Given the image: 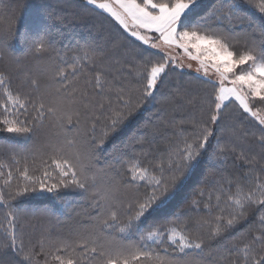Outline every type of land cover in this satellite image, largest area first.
Instances as JSON below:
<instances>
[{
	"label": "snow or ice",
	"instance_id": "obj_1",
	"mask_svg": "<svg viewBox=\"0 0 264 264\" xmlns=\"http://www.w3.org/2000/svg\"><path fill=\"white\" fill-rule=\"evenodd\" d=\"M83 6L118 26L112 47L126 48L124 56L132 61L106 57L89 46L67 67L55 62L38 66L49 74L50 83L43 91L40 80L15 57L13 42L19 36L37 59L49 54L53 30L59 31L66 23L64 15L49 0H36L22 5L33 10L34 29L20 33L11 24L0 25V59L14 60L17 72L35 93L13 90L11 77L0 72V133L7 134L3 139L14 151L19 146L11 163L0 162V210H4L0 238L7 241L0 245V264H41L38 256L44 257L42 264H209L205 250L211 242L224 238L250 213H259L254 221L258 227L226 250L236 257L231 264H264V22L257 23L245 11L246 6L252 7L264 17V0H219V7L208 12L205 0H83ZM234 19L247 20L248 27L259 33V46L245 41L237 47ZM192 62L195 79L205 86L203 95L193 97L177 86L157 101L162 119L147 143L154 145L159 138L164 141L163 150L142 147L135 156L115 157L109 165L115 176L105 174L104 186L98 185L87 134L91 132L94 140L97 125L103 121L97 147L102 146L144 105L156 100L171 74L177 70L183 74L185 68H193ZM85 69H95V74L74 83ZM186 106H198V114H188ZM46 117L59 131L48 142L47 151L37 157L22 145L44 127ZM245 121L257 126L261 155L259 160L255 156L249 160L246 153L252 146L240 147V158L252 167L235 181L228 179L227 187L220 183L214 206L220 214L211 221L195 222L197 227L208 225L207 234H201L193 230L190 217L172 214L170 205L203 156L223 164L243 145L237 124ZM82 123L90 126L81 130ZM213 126L227 131L228 139L222 142L217 137L209 153L216 131ZM73 128L77 135H68ZM249 183L254 186L246 190L244 185ZM68 187L92 189V206L99 210L96 222L74 239L49 232L41 237L36 252L34 245L25 244L23 233L17 234L20 214L27 210L14 202L30 192L54 193ZM204 195L201 189L199 197ZM208 200L204 208L210 212L211 192ZM154 213L160 217L145 227ZM136 236L137 243L126 242ZM152 245H166L164 255Z\"/></svg>",
	"mask_w": 264,
	"mask_h": 264
},
{
	"label": "trees",
	"instance_id": "obj_2",
	"mask_svg": "<svg viewBox=\"0 0 264 264\" xmlns=\"http://www.w3.org/2000/svg\"><path fill=\"white\" fill-rule=\"evenodd\" d=\"M36 0H0V25H13L18 27L20 33H24L27 28H33L34 25L31 22L33 16L32 9H23L24 3H34ZM49 3L53 8L64 15L66 23L60 27L59 31L53 30V51L49 54L37 59L28 52L26 46L20 43V37L17 36L16 41L13 42V46L16 49L14 55L19 59L21 65L31 70L34 77L40 80L41 90H45V86L50 83L48 80V73H42L39 71L38 66L50 65L53 62L67 67L75 62L74 58L77 55H83V51L89 47H97L101 50L106 57H114L121 59H131L130 56L125 57L124 52L126 48L114 49L112 47V41L117 38V28L113 27L114 22L106 19L104 16H98L94 13H90L85 10L83 6V0H49ZM219 7V5H218ZM214 7L205 8L204 11H211ZM245 11L248 16L255 18L257 23L264 22L262 17L254 8L245 7ZM211 22V21H210ZM233 25L236 26L238 34L234 32V36L238 40L237 47L243 45L245 41L249 45L255 43L260 45L261 40L258 32H254L252 28L248 27L247 20L234 19ZM122 31V30H121ZM66 36L69 37L66 39ZM124 43H127L124 41ZM154 51V50H153ZM59 54V55H58ZM61 57L63 59L61 60ZM130 61V62H131ZM0 72H4L11 77V87L13 90H18L22 94L32 93L30 85L26 82V77L17 72V66L14 60L8 58L0 59ZM95 74V69L80 73L74 83H81L83 80L89 78ZM196 75L183 70V74L177 70L176 73L171 74L166 81V86H161V92L157 94L156 100H153L150 104L144 105L137 113H135L129 121L118 129L115 133L110 134L105 139L102 146L99 145V140L103 135L104 122L101 121L95 131V139L92 140L93 134L89 132L87 137L89 138V147L94 153L92 172L97 176V183L103 187V182L107 176H115V170L110 168L109 165L113 162V159L117 156L121 158H127L135 156L140 152L141 148H159L163 150L164 141L159 138L154 145H149L148 140H151L152 129L155 124H150V118H158L161 122V115L157 112L159 104L157 101L161 100L164 96L169 94L172 88L180 87L181 89L188 88V91L193 97H200L203 95L204 85L195 79ZM71 80L72 78L69 77ZM35 95V93H32ZM187 112L190 115L198 114V106H186ZM228 111V110H226ZM166 115V113H165ZM179 117V113H177ZM52 121L47 117L44 121V127L26 143L22 145L25 151L30 150L35 153L37 157L41 153L47 151V144L53 138V134L59 131L52 127ZM90 126L81 124L80 128ZM216 131L215 135L211 138V146L208 152L211 153L216 146V138L220 137L222 142H226L228 139V133L222 130L220 127L213 126ZM238 130L243 135V145H239L235 152L230 153L227 157L226 163L215 164L208 159V156L201 158V163L196 169L193 176L185 182L183 189L178 193L176 199L170 205L169 211L172 214L180 213L183 218H191L193 221V230L198 231L201 234H207L208 225L203 227H197L196 221H211L220 212L216 209L215 196L216 189L219 188L220 183L223 182L227 187L226 181L228 179H235L241 175L252 165L244 164V161L240 158V147L252 146V151L247 152V158L252 159L253 156L259 160L261 155V149L258 146L257 138L260 135L255 124H248L246 121L237 124ZM171 132V129L168 130ZM7 134L0 133V162L11 163V158L15 154L9 147L8 143L4 141L3 137ZM68 135H77V130L72 129ZM145 140V143L141 145L139 141ZM23 153H21L22 155ZM147 163V161H145ZM264 164V161H261ZM259 164L256 165L257 170ZM119 179L120 177H116ZM16 181H13V188ZM254 185L249 183L244 187H253ZM2 187V185H0ZM204 189L205 195L199 197V192ZM5 196H7L8 189H3ZM143 191V189H141ZM233 191L235 188L233 187ZM209 192L212 193L211 204L212 210L209 212L205 210L204 204L208 203ZM194 200H198V204H193ZM19 207L26 209L27 212H21L18 221L17 234H24L25 244L29 247L35 246V251L39 252V243L42 236H46L49 232L55 237H67L74 239L77 233H84L89 230L90 226L95 223V219L98 216L99 210L92 206V189L87 192L75 187L60 188L57 192L48 193L37 191L35 193H28L23 197L18 198ZM223 207V204L221 205ZM259 213H250L247 220L239 221L236 226L231 229L224 238L212 241L211 248L205 250L206 258L209 264H231L236 257L230 256L226 249H230L234 243H238L241 237L247 238L252 233L250 230H254L258 227L254 221L257 219ZM160 217L159 213H154L145 222V227L153 223V221ZM170 218V217H168ZM126 219V217H125ZM4 220V210H0V222ZM160 222H163V218H160ZM35 225V227H33ZM115 234V233H114ZM139 237L126 241L130 243H137ZM7 241L4 238H0V245H3ZM166 245H152L156 248L161 255H164V247ZM168 253L172 254V248L168 247ZM211 253V256L208 254ZM37 260L41 262L44 260L43 256H38Z\"/></svg>",
	"mask_w": 264,
	"mask_h": 264
},
{
	"label": "rangeland",
	"instance_id": "obj_3",
	"mask_svg": "<svg viewBox=\"0 0 264 264\" xmlns=\"http://www.w3.org/2000/svg\"><path fill=\"white\" fill-rule=\"evenodd\" d=\"M205 3H206V7L207 8H211V7H218V5H219V0H205ZM236 31V33L238 32V30H235ZM238 34V33H237ZM69 37H67L66 36V39H68ZM128 62H130L131 61V59H128L127 60ZM193 63V68H191V69H189V68H185L184 70H186V71H189V72H191V73H193V74H195V75H197L196 73H195V62H192ZM187 90H188V88H186ZM262 115H264V112H262L261 113ZM150 120V124H155V126H157V125H159L160 123H159V121H158V118H150L149 119Z\"/></svg>",
	"mask_w": 264,
	"mask_h": 264
}]
</instances>
